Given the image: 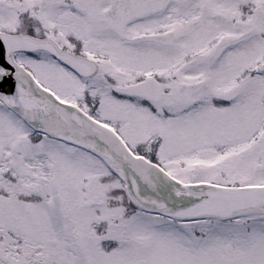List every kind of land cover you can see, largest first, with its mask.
<instances>
[{"label":"snow or ice","instance_id":"obj_1","mask_svg":"<svg viewBox=\"0 0 264 264\" xmlns=\"http://www.w3.org/2000/svg\"><path fill=\"white\" fill-rule=\"evenodd\" d=\"M0 264H264V0H0Z\"/></svg>","mask_w":264,"mask_h":264}]
</instances>
